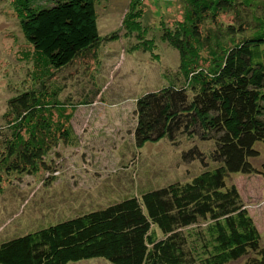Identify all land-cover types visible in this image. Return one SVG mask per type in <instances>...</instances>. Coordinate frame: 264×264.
I'll use <instances>...</instances> for the list:
<instances>
[{"label": "trees", "instance_id": "obj_1", "mask_svg": "<svg viewBox=\"0 0 264 264\" xmlns=\"http://www.w3.org/2000/svg\"><path fill=\"white\" fill-rule=\"evenodd\" d=\"M13 2L51 67L74 64L101 41L94 0ZM181 2L183 18L162 31L180 64L137 97L134 139L191 140L182 158L198 161L200 172L4 239L0 264H264L261 233L229 180L264 178V161L254 162L264 148V0ZM49 93L43 81L9 100L0 128L6 172L51 170V153L79 142L72 114Z\"/></svg>", "mask_w": 264, "mask_h": 264}, {"label": "rangeland", "instance_id": "obj_2", "mask_svg": "<svg viewBox=\"0 0 264 264\" xmlns=\"http://www.w3.org/2000/svg\"><path fill=\"white\" fill-rule=\"evenodd\" d=\"M94 1L100 43L74 64L56 69L28 42L13 0H0V128L7 125L9 100L45 81L48 101L57 97L67 106L79 137L76 146L61 144L51 153V170L16 174L0 164V242L201 170L198 161L182 158L191 140L137 145L134 139L137 97L162 86L165 73L180 64L178 50L162 31L183 18L181 0ZM263 161L264 148L254 162ZM229 180L264 242V178L234 173ZM70 264L111 263L94 258Z\"/></svg>", "mask_w": 264, "mask_h": 264}]
</instances>
